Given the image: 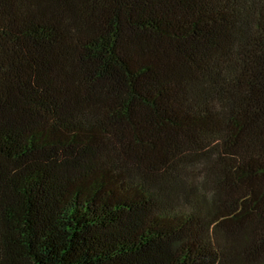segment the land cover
Here are the masks:
<instances>
[{"label":"trees","instance_id":"1","mask_svg":"<svg viewBox=\"0 0 264 264\" xmlns=\"http://www.w3.org/2000/svg\"><path fill=\"white\" fill-rule=\"evenodd\" d=\"M0 264H264V0H0Z\"/></svg>","mask_w":264,"mask_h":264}]
</instances>
